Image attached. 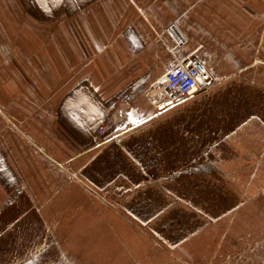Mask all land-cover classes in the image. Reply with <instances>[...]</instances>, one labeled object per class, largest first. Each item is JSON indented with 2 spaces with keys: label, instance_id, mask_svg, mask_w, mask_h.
I'll use <instances>...</instances> for the list:
<instances>
[{
  "label": "rangeland",
  "instance_id": "1",
  "mask_svg": "<svg viewBox=\"0 0 264 264\" xmlns=\"http://www.w3.org/2000/svg\"><path fill=\"white\" fill-rule=\"evenodd\" d=\"M187 53L216 84L236 81L221 108L234 132L215 133L207 91L168 113L150 158L135 141L44 168L36 89L0 113V264H264V71L234 76Z\"/></svg>",
  "mask_w": 264,
  "mask_h": 264
},
{
  "label": "crops",
  "instance_id": "2",
  "mask_svg": "<svg viewBox=\"0 0 264 264\" xmlns=\"http://www.w3.org/2000/svg\"><path fill=\"white\" fill-rule=\"evenodd\" d=\"M174 23L190 37L187 48L213 56L219 72L264 71V0H0L1 115L36 89L48 120L37 141L44 168L62 155L70 162L99 148L126 152L135 141L150 158L168 113L189 98L156 107L145 94L170 58L165 31ZM235 82L221 79L202 97L215 133L234 132L221 108ZM124 94L130 104L120 102Z\"/></svg>",
  "mask_w": 264,
  "mask_h": 264
},
{
  "label": "built area",
  "instance_id": "3",
  "mask_svg": "<svg viewBox=\"0 0 264 264\" xmlns=\"http://www.w3.org/2000/svg\"><path fill=\"white\" fill-rule=\"evenodd\" d=\"M169 26L165 34L169 37L170 43L167 48L170 58L164 65V71L160 79L150 85L151 91H147V96L154 106H159V96L164 92L168 100L172 98H186L193 94L209 91L214 85V78L208 70L206 63L200 58H193L187 53L188 38L177 29ZM133 98L129 94L120 97V102L130 104ZM104 130L100 128L102 133Z\"/></svg>",
  "mask_w": 264,
  "mask_h": 264
},
{
  "label": "bare ground",
  "instance_id": "4",
  "mask_svg": "<svg viewBox=\"0 0 264 264\" xmlns=\"http://www.w3.org/2000/svg\"><path fill=\"white\" fill-rule=\"evenodd\" d=\"M175 32H178L177 29L180 31V29L178 27H174L172 28Z\"/></svg>",
  "mask_w": 264,
  "mask_h": 264
}]
</instances>
